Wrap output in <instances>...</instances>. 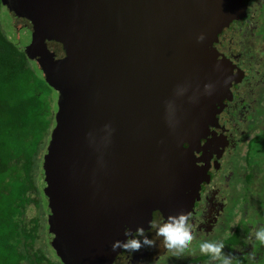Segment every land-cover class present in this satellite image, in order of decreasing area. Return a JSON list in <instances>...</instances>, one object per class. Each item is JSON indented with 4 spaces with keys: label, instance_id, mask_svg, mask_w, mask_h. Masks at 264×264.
I'll return each instance as SVG.
<instances>
[{
    "label": "water",
    "instance_id": "obj_1",
    "mask_svg": "<svg viewBox=\"0 0 264 264\" xmlns=\"http://www.w3.org/2000/svg\"><path fill=\"white\" fill-rule=\"evenodd\" d=\"M2 2L59 93L43 167L52 245L64 264H112L126 228L149 226L155 211L167 218L194 208L207 178L194 152L236 79L215 46L246 4Z\"/></svg>",
    "mask_w": 264,
    "mask_h": 264
},
{
    "label": "flooded vegetation",
    "instance_id": "obj_2",
    "mask_svg": "<svg viewBox=\"0 0 264 264\" xmlns=\"http://www.w3.org/2000/svg\"><path fill=\"white\" fill-rule=\"evenodd\" d=\"M243 1L246 16L224 30L215 46L220 59L232 63L236 79L230 98L218 107L217 120L194 152L198 168L207 172L188 215L195 239L183 255L169 252L151 228L166 219L155 211L150 225L142 228L156 239V247L133 254L122 250L112 264H208L199 244L222 239L226 232L225 254L240 260L264 257V246L251 239L264 226V0ZM49 44L58 58L65 57L63 49L62 54L55 52L59 43ZM56 254L62 262V253Z\"/></svg>",
    "mask_w": 264,
    "mask_h": 264
},
{
    "label": "trees",
    "instance_id": "obj_3",
    "mask_svg": "<svg viewBox=\"0 0 264 264\" xmlns=\"http://www.w3.org/2000/svg\"><path fill=\"white\" fill-rule=\"evenodd\" d=\"M4 9L0 0V264H64L52 245L43 170L59 93L29 55L32 41L24 47L9 38Z\"/></svg>",
    "mask_w": 264,
    "mask_h": 264
},
{
    "label": "clouds",
    "instance_id": "obj_4",
    "mask_svg": "<svg viewBox=\"0 0 264 264\" xmlns=\"http://www.w3.org/2000/svg\"><path fill=\"white\" fill-rule=\"evenodd\" d=\"M199 40H203L201 35ZM151 228L155 230V237L162 239V244L169 252L183 255L189 250L193 240V228L190 224V217L184 213L170 215L162 222H153ZM124 240H117L113 243V251L123 249L126 252L135 253L142 247L154 248L156 247V239L149 238L145 234V229L137 228L135 233L130 229H125ZM229 239V233H225L222 239L216 241H203L199 244V252L202 255L209 257L208 264H241L240 259L231 253L225 254L224 248ZM251 239L258 242L259 245L264 246V226L258 227L254 233L251 234ZM255 261V256L251 257Z\"/></svg>",
    "mask_w": 264,
    "mask_h": 264
},
{
    "label": "rangeland",
    "instance_id": "obj_5",
    "mask_svg": "<svg viewBox=\"0 0 264 264\" xmlns=\"http://www.w3.org/2000/svg\"><path fill=\"white\" fill-rule=\"evenodd\" d=\"M2 23H3V26L6 30V32L8 33L9 38L12 41H14L15 43L20 44V45H21V43H24V44H22V45H24V47L28 46L30 44V42H31L30 34L28 33V35L25 36V33L21 32L22 27L20 25L21 24L20 21L15 19V17L11 14V12L7 8L3 10ZM48 208H49V206H48ZM31 213L35 214L36 208H34L31 211ZM52 256H55L53 251H52ZM52 258L58 263V259H56L54 257H52ZM242 260L243 259H241V261Z\"/></svg>",
    "mask_w": 264,
    "mask_h": 264
}]
</instances>
